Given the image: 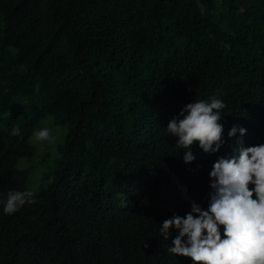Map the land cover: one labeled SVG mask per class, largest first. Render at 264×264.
Masks as SVG:
<instances>
[{"label":"trees","instance_id":"trees-1","mask_svg":"<svg viewBox=\"0 0 264 264\" xmlns=\"http://www.w3.org/2000/svg\"><path fill=\"white\" fill-rule=\"evenodd\" d=\"M217 93L225 138L264 142V0H0L3 196L28 189L18 163L42 121L68 127L35 203L0 207V264H192L160 223L206 206L235 139L186 164L166 126Z\"/></svg>","mask_w":264,"mask_h":264},{"label":"clouds","instance_id":"clouds-1","mask_svg":"<svg viewBox=\"0 0 264 264\" xmlns=\"http://www.w3.org/2000/svg\"><path fill=\"white\" fill-rule=\"evenodd\" d=\"M227 108L217 93L183 105L168 122L167 133L176 138L186 164L197 159L194 146L206 154L218 153L227 139L234 138L235 146L212 163L206 206L191 199L190 210L165 219L159 233L164 240L171 238L167 252L189 257L192 264H264V142L246 145L243 125H233L226 139L222 119ZM11 135H21L19 127ZM32 135L37 142L55 139L49 127ZM33 203L32 190H9L6 197L0 193L5 215Z\"/></svg>","mask_w":264,"mask_h":264},{"label":"rangeland","instance_id":"rangeland-1","mask_svg":"<svg viewBox=\"0 0 264 264\" xmlns=\"http://www.w3.org/2000/svg\"><path fill=\"white\" fill-rule=\"evenodd\" d=\"M41 127L51 128L55 139L48 142H37L31 136L29 141L36 147V154L31 157L21 158L18 163L20 169L29 172L27 188L34 192H39L48 186L50 181L45 176L48 172L54 171L58 167L61 155L59 146L64 142L68 132V127L63 124H55L52 116H47L38 129Z\"/></svg>","mask_w":264,"mask_h":264}]
</instances>
